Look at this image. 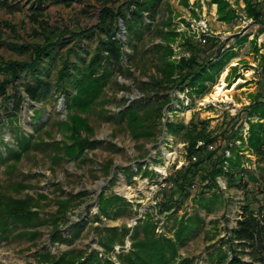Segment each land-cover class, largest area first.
<instances>
[{
	"label": "rangeland",
	"instance_id": "rangeland-1",
	"mask_svg": "<svg viewBox=\"0 0 264 264\" xmlns=\"http://www.w3.org/2000/svg\"><path fill=\"white\" fill-rule=\"evenodd\" d=\"M20 1L24 6L21 12L8 13L0 10V56L6 60L25 61L30 60L32 56L31 50L15 49L10 43H27L32 46L46 43L47 34L41 31L39 24L32 23L28 17L32 12L30 3L35 0ZM68 1H71L70 5L59 3L57 0H44V18L48 21L49 28L55 29L50 31V34L57 38L68 37L70 31L81 28L92 27L95 31L77 45L75 40L59 44L51 57L45 59L43 65L50 67L54 79L65 57L72 62L80 60L81 57L88 60L95 51L98 36L105 35L103 29L97 27L101 19L102 4L95 0ZM125 1L113 0L108 6L115 11L119 7L127 10ZM226 1L231 10L228 19L222 18L216 0H163L155 21L151 22L144 17L146 23L151 26L143 27L141 39L132 35L130 38L122 18H118L122 30L120 36L125 41L130 38L132 42V45L130 41L125 42L124 46L127 54L124 64L130 71H115L94 104L93 110L83 113L93 127V132L88 137L99 142L87 149L86 157L82 160L68 157L57 160L53 157L55 152L64 155L63 145L69 143L65 124L70 122V114L65 93L53 92L47 100L38 102L25 96L17 125L27 133H34V141L57 140L61 142V147L59 150L48 143L35 145L32 142L19 162L6 159V162L0 164V191L18 197L26 194L38 197L39 193L47 197L40 198L39 201L41 215L47 220V224L40 227L39 237L35 241L29 236L0 241V264H36L38 253L45 249L56 254L72 247L102 250L95 227L99 224L119 227L126 224L130 232L126 236L125 244L116 245L115 251L112 252L115 264H121L115 254L121 249H130L133 227L148 211L158 222L156 232L169 237L174 236L172 214L182 216L199 213L203 216L205 225L197 229L190 239L180 246L179 256L193 258V264H210L209 252L222 245V241L230 233L229 228L236 224L242 212V205L246 202L245 196L250 192L251 196L256 194L259 184L251 179L249 174L254 172L258 177L261 172L264 174V158H259L248 144H245L243 153L248 160H244L243 166L248 170V173H245L247 185H229L226 176H218L219 192L226 203H216L212 211H207L198 204L202 187L198 175L194 179L189 196L184 197L174 211L162 212L157 206L169 195L175 194L177 197L180 194L173 179L176 170L195 160L199 161L200 158L205 159L208 153L205 150L203 157L198 154L189 157L183 131H168L166 121L189 124L207 120L209 130L218 136L209 147L216 148L217 145L226 143L228 134L235 133L232 138H236L242 132L247 139L250 122L264 120L250 113L251 105L264 100V0H249L254 7L262 11L263 14L259 18L250 15L248 0ZM6 22H9L12 28L6 26ZM188 42L198 50L200 61L226 60L227 56H232L216 78L207 82L208 88L203 93L199 92L196 86L191 88L188 85H184L182 91L181 87L176 85L180 78L167 83L166 89L161 93L169 92L174 100L163 109L164 116L154 133L150 137L136 138L126 120L119 119L118 114L128 104L148 100L151 92H143L140 85L142 82L159 79L161 73L158 64L164 52L168 54L169 60L191 56ZM161 44L165 50L161 48ZM26 79H31V76L23 73L17 82ZM67 88L73 91L71 85ZM219 89L221 93H218ZM20 93L25 95L23 91ZM12 107L13 100L5 101L0 98V135L10 142V145H16L15 134L6 124L7 112ZM40 108L41 117L34 118L35 111ZM86 134L83 132V135ZM1 155L6 157L8 150L0 141V158ZM225 155L229 156L230 150L227 149ZM108 162H111L110 170L106 169ZM8 164L14 168L8 169ZM203 164L205 163H201L200 167ZM259 166H262V169ZM145 169L153 170L157 174L150 176L145 173ZM129 170L132 171L131 174ZM15 182L24 183L25 188L16 187ZM216 189V186L211 190L207 188L205 195L215 196ZM102 190L107 194L122 195L132 202V208L117 218L101 216L102 222L98 221L94 214L98 213V197ZM81 192L86 195L68 203L67 218L56 221V212L60 205L58 200ZM257 195L262 198L261 194ZM79 220L86 222L81 223L82 231L73 235L70 240H50L49 235L55 223L62 228L64 235L70 236L72 225ZM212 221H215V226ZM244 260L250 261L247 256Z\"/></svg>",
	"mask_w": 264,
	"mask_h": 264
},
{
	"label": "trees",
	"instance_id": "trees-1",
	"mask_svg": "<svg viewBox=\"0 0 264 264\" xmlns=\"http://www.w3.org/2000/svg\"><path fill=\"white\" fill-rule=\"evenodd\" d=\"M57 1L66 5L71 4V1L68 0ZM95 1L102 4L101 19L97 27L98 29L102 28L105 35L98 36L95 51L88 60L81 57L80 60L72 62L68 57H65L56 71L55 79L51 76L50 67L43 65L45 59L51 57L59 44L75 40L77 45L88 34H93L95 29L92 27L81 28L80 30L70 31L71 34L68 37L57 36V38H54L50 31L55 29L51 30L48 21L44 18V0H35V2L30 3L32 12L28 14V17L32 23L39 24L41 31L47 34L46 43L43 45L37 44L36 46L27 43H10L15 49L21 51L31 50L30 60H6L0 56V98L5 101L13 100V107L7 112L6 124L9 125L10 131L14 132V141L16 142V145H10V142L5 141L0 135L1 143L8 150L6 157L1 155L0 164L6 162V159L19 162L25 152L29 150L32 142L35 145L48 143L54 149L60 150V141L43 142V139L34 141L36 137L34 133H27L17 125L19 110L25 96L34 102H38L47 100L53 92L65 93L67 109L70 114V122L65 124L69 143L63 145L65 154L61 155L55 152L54 159L60 160L68 157L69 159L82 160L86 157L87 149L94 147L99 142L97 139L91 140L88 137L93 132V127L90 125L88 117L83 113L93 110L94 104L104 92L106 84L115 71L122 73H124V70L130 71L129 67L124 64L125 56L127 57L124 48L125 42L131 40V35L136 39H141L144 33L143 27L145 25L151 26L146 23L144 17L151 22L155 21L160 13L163 0H126L124 5L127 10L119 7L116 11L108 6L113 0ZM216 1L219 3L222 18L228 19L231 10L227 1ZM248 3L250 15L259 18L263 14L262 11L254 7L249 0ZM0 10L16 13L23 11L24 6L20 0H0ZM118 18H122L130 40L125 41L120 36L122 30ZM6 26L12 28L9 22H6ZM129 43L132 45L131 41ZM188 43L192 51L190 57L184 56L180 60H169L167 58L168 54L164 52L165 54L163 53L160 58L161 62L158 64L161 73L159 79L142 82L140 89L143 92H151L148 100H139L134 104H128L118 114L119 119L126 120L128 127L136 138L150 137L162 121L163 109L174 100L169 92L161 93L167 83L180 78L176 85H179L182 91L184 85H188L191 88L196 86L199 92L203 93L208 88L207 82L216 78L219 71L232 56H227L226 60L210 59L208 61L207 59L200 61L198 50L192 47L190 42ZM133 47L136 46L133 45ZM161 48L166 49L162 47V44ZM23 73L30 75L31 79L18 83L17 80ZM69 85L73 87V91L68 90ZM18 86L22 88L19 89ZM20 91H23L25 95H22ZM250 107L251 114H256L260 119H264V100H259ZM41 111V108L36 110L34 118L41 117ZM109 118H113V116H109ZM165 124L170 132L180 133L183 131L189 157L195 154L203 157L205 156V150L208 153L205 159L202 158L201 160L200 158L199 161L195 160L193 163L176 170L173 179L180 194L177 197L174 196L175 194L169 195L164 201H161L157 207L162 212L165 210L174 211V208L178 207L183 198L189 196L191 186L194 185V179L197 175L202 182L198 204L207 211H212L216 203H226L219 192L218 176H226L229 185L243 187L247 185L245 173H248V170L243 166L244 160H248L243 153L245 144L247 143L259 158H264V120L250 122L247 139L244 138L242 132L236 138H232L235 133L228 134L229 138L226 143L224 145L219 144L216 148L209 147L218 139V136L214 135L212 130H209L207 120L189 124L168 120ZM83 132L87 134L83 135ZM238 140L240 141L239 144L237 143ZM200 142L201 144H199ZM111 145L118 147L116 144ZM227 149L230 150L229 156L225 155ZM201 163L205 164L200 167ZM110 164L111 162H108L106 165L107 170H110ZM261 167L259 166L260 169H262ZM13 168L11 164H8V169ZM131 173L132 171L129 170V174ZM145 173L150 176L157 174L155 171L148 169H145ZM189 174L190 176H188ZM249 177L258 182V190L252 196V192L245 196L246 202L242 205V212L239 214L236 224L229 228L230 233L222 241V245L209 252L208 260L210 264H264V174L261 172V176L258 177L254 172H251ZM14 185L25 188V184L22 182H15ZM215 186L218 188L214 191L216 195L206 196V189L211 190ZM258 193L261 194L262 198L258 197ZM84 195L86 193L81 192L66 199L58 200L60 205L58 212H56L58 215L56 221L57 219L67 218L66 214L70 200H76V198ZM40 198L47 197L40 193L38 197L31 194L18 197L0 191V241L25 236H29L35 241L39 237L41 234L40 227L47 224L45 216H42L39 210ZM98 205V213L94 216L101 222V216L117 218L133 206L132 202L122 195L107 194L104 190L99 194ZM173 215L174 236L169 237L164 233L156 232L158 222L154 220L150 211L146 212L133 227L130 236V249L128 251L121 249L117 252L115 254L117 260L121 264H193V258L179 256V248L190 239L197 229L205 225V218L199 213L195 215L184 214L182 216H177L174 213ZM82 222L86 221L79 220L72 225L70 236L64 235L62 228L55 223L49 235L50 240L52 242L70 240L73 235L82 231ZM212 223H214V226L216 225L215 221H212ZM95 228L102 250L72 247L56 254L49 249H45L38 253L39 259L36 264H115L112 252L115 251L116 245L123 246L125 244L130 228L126 224L120 227L99 224ZM245 256L250 261H245Z\"/></svg>",
	"mask_w": 264,
	"mask_h": 264
},
{
	"label": "bare ground",
	"instance_id": "bare-ground-1",
	"mask_svg": "<svg viewBox=\"0 0 264 264\" xmlns=\"http://www.w3.org/2000/svg\"><path fill=\"white\" fill-rule=\"evenodd\" d=\"M220 91H221V89L218 90V93H221Z\"/></svg>",
	"mask_w": 264,
	"mask_h": 264
}]
</instances>
